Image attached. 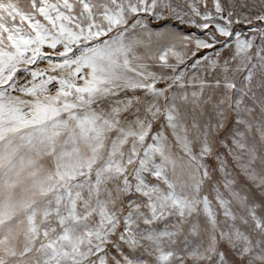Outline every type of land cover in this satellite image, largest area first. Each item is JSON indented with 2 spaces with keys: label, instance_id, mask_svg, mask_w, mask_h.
Masks as SVG:
<instances>
[{
  "label": "snow or ice",
  "instance_id": "snow-or-ice-1",
  "mask_svg": "<svg viewBox=\"0 0 264 264\" xmlns=\"http://www.w3.org/2000/svg\"><path fill=\"white\" fill-rule=\"evenodd\" d=\"M0 264H264V0H0Z\"/></svg>",
  "mask_w": 264,
  "mask_h": 264
},
{
  "label": "rangeland",
  "instance_id": "rangeland-1",
  "mask_svg": "<svg viewBox=\"0 0 264 264\" xmlns=\"http://www.w3.org/2000/svg\"><path fill=\"white\" fill-rule=\"evenodd\" d=\"M26 2H27V0H19V3L21 4V6H24L26 4ZM238 27L243 30L245 26L239 25ZM193 31H194V29H193Z\"/></svg>",
  "mask_w": 264,
  "mask_h": 264
}]
</instances>
